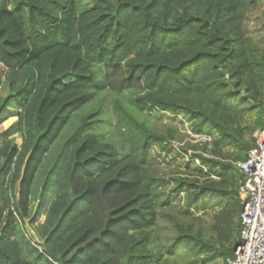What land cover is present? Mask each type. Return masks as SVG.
Instances as JSON below:
<instances>
[{"label": "trees", "instance_id": "obj_1", "mask_svg": "<svg viewBox=\"0 0 264 264\" xmlns=\"http://www.w3.org/2000/svg\"><path fill=\"white\" fill-rule=\"evenodd\" d=\"M87 2L0 0V264H225L264 116L256 0Z\"/></svg>", "mask_w": 264, "mask_h": 264}, {"label": "built area", "instance_id": "obj_2", "mask_svg": "<svg viewBox=\"0 0 264 264\" xmlns=\"http://www.w3.org/2000/svg\"><path fill=\"white\" fill-rule=\"evenodd\" d=\"M254 138V146L237 163L242 176L238 187L241 240L225 264H264V116Z\"/></svg>", "mask_w": 264, "mask_h": 264}, {"label": "rangeland", "instance_id": "obj_3", "mask_svg": "<svg viewBox=\"0 0 264 264\" xmlns=\"http://www.w3.org/2000/svg\"><path fill=\"white\" fill-rule=\"evenodd\" d=\"M87 3H90V0H88ZM257 6L252 8L249 12H248V16H247V21H246V25H247V29L249 32V35H251L255 40L259 39L262 40V43L264 44V0H256ZM154 116V115H153ZM157 117H160L159 115H157ZM179 116H177L176 118H170V116L168 115H162L161 116V121L162 124L166 123V122H175L178 123L179 121ZM254 118V115H251V119ZM183 119V118H182ZM179 124V123H178ZM73 124L68 123L65 128L62 130L57 143L66 136V134L69 132V130L71 129ZM256 132V131H255ZM253 133V137L254 134ZM17 143H20V139L19 137L17 138ZM55 143V145L57 144ZM210 212H206V211H201L199 214L205 219V220H209L210 218ZM33 233H31L29 230H27V235H31ZM34 235V234H33ZM35 239V238H34ZM214 264H224L221 260H218L216 262H214Z\"/></svg>", "mask_w": 264, "mask_h": 264}, {"label": "water", "instance_id": "obj_4", "mask_svg": "<svg viewBox=\"0 0 264 264\" xmlns=\"http://www.w3.org/2000/svg\"><path fill=\"white\" fill-rule=\"evenodd\" d=\"M244 89V88H243Z\"/></svg>", "mask_w": 264, "mask_h": 264}]
</instances>
